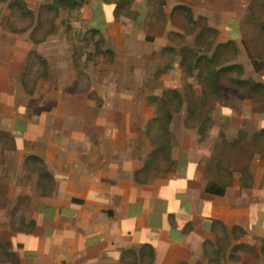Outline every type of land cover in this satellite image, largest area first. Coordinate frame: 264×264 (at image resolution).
<instances>
[{"label":"crops","instance_id":"1","mask_svg":"<svg viewBox=\"0 0 264 264\" xmlns=\"http://www.w3.org/2000/svg\"><path fill=\"white\" fill-rule=\"evenodd\" d=\"M23 1L35 14L48 0ZM96 8L107 18L95 24ZM82 12L105 38L125 29L102 0ZM18 16L0 3V264H124L128 252L138 264H194L224 234L230 248L250 246L239 250L237 264H263L264 156L234 149L228 171L211 161L223 139L264 130V110L247 100L217 105L200 138L194 124L185 126L184 107L168 126L165 169L147 135L157 109L147 96L164 90L145 85L149 54L165 41L136 53L128 40L126 54L112 61L122 69L90 63L82 89L72 58L50 51L63 41L36 44L31 30L14 22ZM248 66L264 83V60L248 59ZM208 183L224 193H208Z\"/></svg>","mask_w":264,"mask_h":264},{"label":"rangeland","instance_id":"2","mask_svg":"<svg viewBox=\"0 0 264 264\" xmlns=\"http://www.w3.org/2000/svg\"><path fill=\"white\" fill-rule=\"evenodd\" d=\"M92 1L87 0L78 13H68L60 9L59 6L56 10L48 9V5H53L54 3V0H48L45 5L37 9L32 17L23 16L20 9L10 8L19 15L18 21L14 19V22L20 27L30 29L31 38L36 44L46 40L63 41L60 50L59 48H54L56 44H51L53 46L50 51L56 52V55L60 53L65 61L72 58L77 74L75 80L77 87L88 88L90 80L85 79V72H88L90 63H94V67L98 63V67L101 70L107 67L115 72L120 71L122 69L121 66L114 65L112 61L114 58H121L126 54V48L123 49L124 46L129 44L133 51L142 53L146 51L147 46L152 45L156 40L160 42L164 40L165 44L158 46L157 50L149 54L151 66L148 70L149 78L146 79L145 85L152 90L151 92H159L162 89L164 91L160 97L150 94L147 98L152 106L156 105L151 99L153 97L160 98L159 107L170 109L172 111V119L174 117L177 122L180 120V113H182L183 108L186 107L187 109V104L192 98V94L200 96L202 91L200 80L197 76L199 69L193 67L192 64L194 58L215 56V61L220 62L222 66L239 65L243 70L241 72L243 78L263 83L258 78L251 77L250 73L247 72V70H250L248 59L264 60V11L257 13V8L261 3L260 0H133L131 10L135 13V16L131 20L122 18L116 21L113 19L114 24L125 27V29H122L121 33H118L116 29L111 32L113 35L112 39L105 38L104 33L99 31L94 33L93 30L88 28L90 19L82 18V9L85 12V8ZM180 5L190 9V19L188 16H184L181 10L173 11L175 6ZM250 13H257L255 22L250 18ZM96 14L95 24L99 23L103 18H107L105 17L106 14L99 13L97 8ZM257 21L262 23V28L255 26ZM133 27L136 29L135 31L140 28L139 32L141 33H134ZM201 31L203 32L201 33ZM228 41H232V44L227 47L216 48V45L225 44ZM181 49H192L195 51L193 60L188 62L190 67L192 65V75H188L180 64ZM259 56L263 58L258 59ZM34 57L36 59L35 70L40 73L41 55L35 53ZM175 68L177 69V74L174 72ZM162 75L165 76L167 83L172 81L176 88L164 89L163 82L159 80ZM168 90L177 91L185 102L177 111L174 106L165 101L164 95ZM220 90L221 99L215 102L211 112V119L215 114L214 111H216L217 105L224 106L228 104L233 106L240 104L244 100L250 101L253 110L258 113L264 110V98L257 101L251 100L249 97H245L244 92L237 87L226 86L225 84L221 85ZM191 124L195 125L198 133L200 121H191ZM156 125L158 126L159 123ZM156 125L153 127L156 128ZM250 125L252 126V122H250ZM154 128H150L147 131L148 136H153V139L150 138L154 147L152 152L157 147V139H162L165 136L164 131L154 134ZM167 130L170 143V133L169 129ZM257 134L254 133L251 135L252 138L246 140L248 133L243 130L238 134L237 144L233 148H228L227 151L231 152L234 149L238 151L241 147V150L244 149L245 151L242 152L244 157H248L250 153H258L263 157L264 136L257 139L255 141L257 143L254 144L253 139ZM205 136L206 132L202 138ZM228 141L233 142V140ZM215 152H218V147ZM155 153H151L152 157L156 156L157 160L160 159L166 169L168 166L167 157L170 152H167V154L165 152ZM236 162L235 159L232 163V168L236 166ZM222 165L225 168L230 167V164L226 162H223ZM231 239L230 236L223 235L216 245L206 250L202 260L194 264H237L239 250L249 251L250 246L236 245L230 248ZM263 242L264 240L261 242L259 249H264ZM262 256L264 261V253ZM127 257L124 264H138L137 258L131 254Z\"/></svg>","mask_w":264,"mask_h":264},{"label":"trees","instance_id":"3","mask_svg":"<svg viewBox=\"0 0 264 264\" xmlns=\"http://www.w3.org/2000/svg\"><path fill=\"white\" fill-rule=\"evenodd\" d=\"M87 0H54L53 5H48V9L56 10L58 6L60 9L68 12L78 13L81 7L86 3ZM8 3L11 9H20L21 13L25 17H32V11L26 8V5L23 0H0V3ZM104 4L111 5L113 7V18L116 21L119 19H132L135 16V13L131 10L133 0H102ZM260 4L258 6V12L264 11V0H260ZM181 10L184 16H188L191 18V11L186 6H175L173 11ZM172 11V12H173ZM257 13H250V18L252 20H256ZM189 18V19H190ZM256 27L260 26L262 28V23L257 21ZM94 33H97V30H93ZM203 31H201L202 33ZM200 33V34H201ZM232 41H228L225 44H218L216 48H223L231 45ZM169 50V49H166ZM181 59L180 64L186 70L188 75H192V70L190 64L188 63L190 60H193V56L195 55V51L192 49H181L180 51ZM262 56H259L258 59H262ZM188 63V64H187ZM193 67L199 69L197 76L200 80L201 84V94L200 96H194L192 94V98L188 101L186 116H185V126H189L191 121H200V126L198 127V134L200 138H202L207 130V127L212 123L211 112L214 108L215 102L221 99L220 87L222 84L226 86L237 87L242 92H244L245 97H249V99L257 101L264 98V84L260 82H255L250 79H245L242 77L241 72L243 71L239 65H225L222 66L220 62L215 61L214 57H198L194 58ZM188 70V71H187ZM236 73V75H234ZM165 101L170 103V105L175 107V110H179L184 102L182 96L175 90L166 91ZM151 101L156 105V115L153 118L152 122L148 125V129L154 128L153 126L159 123V125L154 128V134H158L161 131H164L165 136L162 139H157L156 143L157 147L153 153L157 154L159 152L166 153L170 151L169 145V137H168V125L172 119V111L170 109H165L159 107L161 99L158 97H153ZM171 108V107H170ZM150 136V135H149ZM264 136V130L258 133L254 139L253 143L260 137ZM153 139V136H150ZM158 137V136H157ZM155 142V139H154ZM155 144V143H154ZM237 144V140L233 142H227L226 140H222L221 144L218 146V152L216 153L214 159L211 161V165L213 169L217 170H225L222 163L230 162L231 153L227 151L228 148H233V146ZM231 151V150H230ZM228 171V168H227ZM230 173V172H229ZM228 173V174H229ZM206 191L208 193L222 195L224 193V187L217 186L214 183H208L206 186ZM226 235V234H224ZM264 243V242H263ZM217 244V243H216ZM213 247V246H212ZM261 253H264V249H260ZM206 252V251H205ZM129 254L131 252H128ZM150 255V254H149ZM151 256V255H150ZM129 264V263H128Z\"/></svg>","mask_w":264,"mask_h":264}]
</instances>
